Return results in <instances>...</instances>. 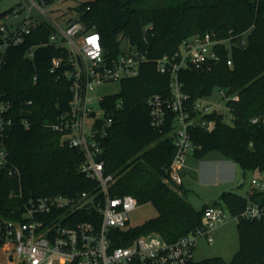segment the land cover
I'll return each mask as SVG.
<instances>
[{"label":"trees","instance_id":"16d2710c","mask_svg":"<svg viewBox=\"0 0 264 264\" xmlns=\"http://www.w3.org/2000/svg\"><path fill=\"white\" fill-rule=\"evenodd\" d=\"M177 1L180 3L157 7L146 6L147 0H86L75 7V19L100 32L105 53H119L126 39L148 56L137 77L122 80L121 91L101 102L114 118L102 140L106 172L115 177L111 195H133L139 205L152 203L158 211L141 226L126 227L125 239L118 245H128L144 234L176 241L202 227L204 211L210 206L197 211L169 180L168 168L175 154L174 114L169 113L165 127L157 130L146 104L152 95L170 96L171 76L158 72L156 62L164 55L182 52L186 40L210 33L225 41L218 46V62L190 66L179 73L182 91L190 97L189 106L198 98L211 97L215 89L238 96L227 102L232 124L225 121L224 114L213 113L205 116L215 121L213 131L202 126L190 129L197 147L195 157L203 159L208 152L220 150L244 174L264 173V0ZM15 9L0 13V19ZM36 29L28 43L10 49L0 78L14 110L32 123L29 129L15 124L8 139L10 159L21 172V182L0 171V218L4 219L19 218L11 211L33 197L98 189L95 181L78 171L82 152L62 145L60 134L46 126L68 108L70 81L56 80L50 73L52 59L60 55L56 46L37 48L33 59L26 56L30 46L48 39L53 27L45 23ZM29 100L33 103L27 106ZM20 192L23 199L11 197ZM222 200L237 217L240 248L231 261L214 257L190 264H264V220L242 216L249 202L264 205V191L247 197L224 191ZM211 205L222 206L218 201Z\"/></svg>","mask_w":264,"mask_h":264},{"label":"built area","instance_id":"2783aa9c","mask_svg":"<svg viewBox=\"0 0 264 264\" xmlns=\"http://www.w3.org/2000/svg\"><path fill=\"white\" fill-rule=\"evenodd\" d=\"M28 1L29 5L22 6L21 10L15 9L13 13L28 11L30 15L10 26L0 23V78L10 49L28 43L38 26L51 25L53 30L48 39L30 46L26 56L33 59L36 49L42 46L59 48L60 55L52 59L50 73L56 76V80L70 81L71 99L68 108L46 126L60 134L62 145L82 152L83 160L77 167L78 171L95 181L98 189L76 195L38 196L24 202L22 207L11 211L19 218H0V250L7 252L9 264H15L16 260L23 264H190L198 239L205 238L211 244L215 229L226 222L228 215L222 206L207 207L202 227L176 241H166L158 234H144L128 245H118L125 239L123 231L129 223V214L139 204L133 195L113 196L110 193L115 177L106 172L102 140L108 136L114 118L101 104L104 97L98 100V111L94 108L91 92L102 84L137 77L142 64L148 61L147 54L127 41L119 53L107 54L96 26L88 28L81 20L74 19L66 27H61L51 21L44 10L51 0ZM35 9L48 19L39 20L31 15ZM224 42L215 34L195 36L183 42L186 53L164 55L156 62L158 72L171 76V94L168 98L152 95L146 104L152 125L157 130L165 127L169 113L174 114L175 154L168 175L175 185H182L187 157L197 148L190 129L202 126L213 131L215 121L205 116L224 114V105L229 109L227 102L238 100L237 95L231 96L220 90V101L212 102L207 99L209 97H201L190 107V97L182 91L179 73L190 66L218 62V46ZM228 65H232V60H228ZM36 80L37 75L34 76ZM32 103L29 100L27 106ZM121 104L118 103V107ZM17 123L26 129L32 124L14 110L13 101L0 86V171L21 182V172L10 159L7 146ZM254 190L264 191V180L254 178L249 195ZM12 196L23 199L22 192L17 195L11 193ZM242 216L264 220V205L249 202Z\"/></svg>","mask_w":264,"mask_h":264},{"label":"rangeland","instance_id":"374dc122","mask_svg":"<svg viewBox=\"0 0 264 264\" xmlns=\"http://www.w3.org/2000/svg\"><path fill=\"white\" fill-rule=\"evenodd\" d=\"M84 1L86 0H51L50 4L44 6V10L51 21L58 23L61 27H66L69 21L74 20L78 16L75 7ZM178 3L180 2L177 0H147L146 6L161 7L171 4L176 5ZM29 4L28 0H0V13L7 12L12 8L21 10L22 6ZM28 15H30L28 11L11 13L7 17L1 18L0 23H5L10 26ZM31 15H34L39 20L48 19V17L44 16L36 9L32 11ZM125 44L126 39L122 41L121 47H124ZM227 46L230 48L231 43L228 42ZM183 52H187L185 47L183 48ZM120 91L121 82L106 83L98 86L94 92H91V96L94 98V108L98 111V100L100 97L115 95ZM207 99L212 102L220 101V90L215 89L212 96ZM222 112L225 115V121L228 124H232L233 115L225 105L222 108ZM213 160L217 163L215 165L214 172L216 175H213L214 177L210 173L212 171L210 162ZM220 161H223V163H230L227 167H222L223 164L221 165L219 163ZM218 163L220 164V168L218 167ZM187 166H190V168L186 169V173L184 174L183 187L181 188L179 185H176V190L183 192L185 198L197 211L202 210L205 205H211L218 201L227 211L228 215L226 222L219 225L213 232V242L211 244L208 243L205 238L198 239V243L193 251V260L202 261L209 258L222 257L226 261H231L240 248V238L237 229V219L230 213L222 200V194L224 191H233L241 196L247 197L251 191L252 180L254 178L264 180V173L249 171L244 174L241 167L235 161L227 158L220 150L208 152L205 159L197 158L194 153H191L187 157ZM198 167L202 172L201 176L200 172H196ZM218 168L220 172H218ZM211 177H213V179H211ZM157 215L158 211L152 203L138 205V207L129 214V224L127 228L141 226ZM7 258V252L0 250V264H9ZM15 264H23V262L21 260H16Z\"/></svg>","mask_w":264,"mask_h":264},{"label":"crops","instance_id":"0c3cea01","mask_svg":"<svg viewBox=\"0 0 264 264\" xmlns=\"http://www.w3.org/2000/svg\"><path fill=\"white\" fill-rule=\"evenodd\" d=\"M204 159H205V158H204ZM203 161H204V160H203ZM202 163H205V162H202ZM219 163H220L221 165L223 164L222 167H227L228 164H229L230 162H229V163H228V162H224V163H223V161H220ZM219 163H218V167L220 168V164H219ZM208 164H209V163H208ZM210 164H211V168H212V171L210 172L211 175H212V176H213V175H216L215 172H214V170H215V165L217 164L216 161L213 160V161L210 162ZM199 167H200V166H199ZM199 167L196 169V172H198V173L200 172V176H201V175H202V172L200 171V168H201V167H200V168H199ZM188 168H190V166H187V165H186V167H185V168L183 169V171H182V175H183V183H182V185H180L181 187H183V184H184V174L186 173V169H188ZM219 168H218V172H220V169H219ZM218 172H217V174H218ZM213 177H214V176H213ZM213 177H211V179H213ZM218 177H219V176H218ZM219 178H220V177H219ZM217 179H218V178H217Z\"/></svg>","mask_w":264,"mask_h":264}]
</instances>
